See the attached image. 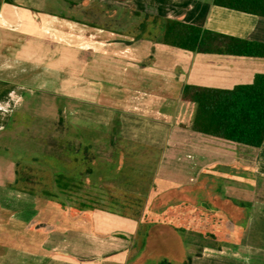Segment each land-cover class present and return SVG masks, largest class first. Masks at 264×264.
<instances>
[{"label":"crops","instance_id":"crops-1","mask_svg":"<svg viewBox=\"0 0 264 264\" xmlns=\"http://www.w3.org/2000/svg\"><path fill=\"white\" fill-rule=\"evenodd\" d=\"M105 3L111 4L115 13H107ZM122 3L125 2L0 0V159H5L10 150L7 138H14L24 129V122L15 119L16 113L30 110L33 104L38 108L42 100H50L52 105L45 109H54L55 105L65 113L70 109V115L98 124L106 131L118 120L117 137L163 151L161 177L171 175L179 188L198 187L195 184L203 174L209 175L213 167L219 171L217 164L223 165L217 161L210 163V159L214 161L218 157L224 164L229 160L227 156L232 162L238 159L237 152L228 149L231 145L219 143L216 138H204L189 128L193 108L186 105L191 109L186 120L181 113L187 104L182 100L185 87L233 89L251 84L258 74H264V69L253 72L246 66L252 63L264 68V58L201 55L166 45L163 42L166 21H179L231 38L264 44V17L217 6L215 0H126L127 22L120 17L117 22L122 23L117 27L102 25L104 13L112 19L120 15L119 6L114 4ZM137 18L144 20L137 27L140 33L136 32ZM159 25V33L153 34ZM72 107L79 112L73 114ZM177 119L181 120L177 122ZM237 148L243 150L238 151L240 163L255 170V180L259 175L264 176V146L253 150ZM241 176L245 181L234 187L228 181L222 183L223 188L220 185L209 191L207 187L208 199L203 201L210 209L219 210L218 213L207 210L209 214L206 215L212 223L220 221V217L230 218L226 224L232 223L228 225L232 234L228 231L220 237L215 232L205 234L212 228L204 226L205 223L200 225L204 215L196 211L189 214L188 228L175 225L174 237L165 232L166 218L164 228L158 227L162 230L145 229L149 224L147 211L138 213L136 218L126 217L123 211L114 209L109 210L111 213L103 212L108 203L102 201L105 197L100 192L109 188L102 183L98 187L86 181L82 190H95L102 205L99 202L94 206L92 202L84 204L85 210L81 213L84 216L87 211L85 219L80 218L79 229L70 230L73 246L68 247V236L62 241L50 239L46 242L47 253L55 254L62 249L64 252L67 248L72 258H51L44 262L53 255L45 254L43 258L34 259L33 255L4 262L6 254L1 249L0 264H39L41 260L42 264H113L121 254L128 264H163L166 261L161 258L162 238L170 240L176 236L177 245L182 246L183 254L188 251V256L185 254L174 264H264V233H260L264 224V202L257 197L250 216L246 198L242 201L246 204L233 202V196L236 198L237 193L242 195L247 190L245 173ZM14 181L15 176L0 167V209L2 192L13 203L26 200L32 212L27 214L30 216L27 223L39 228L40 213L34 209H39V196L13 188L9 190L8 185ZM27 182L33 183L32 178ZM110 189L113 191L110 203L114 206L118 196L114 193L115 187ZM216 201L234 206L235 216L239 215L240 221L243 216L245 226L236 224L232 209L230 212L225 207L214 208ZM146 202L154 204V200ZM129 204L146 203L137 199L126 202ZM184 216L187 215H182L181 211L172 219L181 224ZM1 220L0 212V230ZM204 236L215 241L224 237V240L218 241L220 244L215 241L203 244L201 238ZM171 252L172 257L178 259L174 247Z\"/></svg>","mask_w":264,"mask_h":264},{"label":"rangeland","instance_id":"rangeland-1","mask_svg":"<svg viewBox=\"0 0 264 264\" xmlns=\"http://www.w3.org/2000/svg\"><path fill=\"white\" fill-rule=\"evenodd\" d=\"M120 1L125 3L114 4L119 6L120 15L112 19L108 18L107 14L104 13L102 25L117 27V25H121L122 23L121 21L117 22V19L120 17L121 20L124 19V22H127L125 15L127 14L128 6L126 0ZM105 5L104 8H106L105 11L107 13L110 15L115 13L116 10L109 6L111 4L105 3ZM143 21V19L139 20L137 18V33H140L137 27ZM153 31H155L153 34L157 35L160 31V25L156 26ZM246 67L253 72L264 69L262 66L252 63ZM50 105H52L50 100H42L38 108L33 104L30 106V110L32 111L23 110L16 113L15 119L20 120L21 123L24 122V129L18 134L16 133L17 137L7 138L10 150L7 152L5 159H0L1 169L15 176V181L12 182V185H8L9 190L13 188L18 192H31L32 194L30 195H38L40 198L39 209L38 207H34V209H37L38 214L40 213V227L37 228V226L33 227L32 224L29 225L27 223L30 217L27 214L32 213L29 210V202L24 200L13 203L10 197H6L2 192L0 250L2 249L3 253L6 254L4 262L16 259V257L31 258V256L35 255L34 259H37L38 256L43 258L45 254H53L51 251L47 253L46 249V242L50 239H60L62 241V238L68 236V240L70 241V246L68 247L73 246L71 245L72 232L70 230L79 229L78 225H81L80 218L81 220L85 219L84 216L87 215V211L84 216L81 213L82 210H85L84 204L92 202L91 205L94 206L95 203L99 202L96 198L95 190L83 191L82 187H85L86 181L94 182L98 187L102 183L109 188L100 192L105 197V200L102 201L108 203L106 208L101 209L103 212L107 210V213H111L109 210L114 209L116 211H123L126 217L133 218L135 216L136 218L138 213H146L147 211L146 217L149 224L146 225L145 229L152 227L153 229H157V231L162 230H158V227L164 228L166 218L168 219V223L165 232L172 237L175 234V225H181V227L185 228L190 226L188 225L189 220H191L189 214H192L193 211H196L199 215H204L201 216L200 225L205 223L204 226L209 225L212 228L210 232H208L209 229L206 230L205 234L215 232L219 237L226 231L232 234L228 227L230 224H226V221L230 220V218L223 219V217H220V221L212 223L206 214H209V210L214 213H218L219 210L210 209L206 203L203 204V201L208 199L207 187L209 191L215 190L220 185L223 188L222 183L224 181L230 182V185L234 187L236 183L245 181L241 173H245L247 178L248 192L244 189V194L240 195V193H237L236 198L232 197L233 202L236 204H246V202L242 203L246 198L249 201L247 209L249 216L253 212L252 210H254L253 204L257 200V197L264 202V176L259 175L255 180V170L253 172L251 167L249 168L241 164L238 157V151L243 150H238L237 147L248 150H253V148L216 140L219 143L231 145L232 148L228 149L233 153L237 152L235 156L238 160H233L232 162L230 156H227L229 164L232 163L228 166V161L224 164L218 157L213 159L214 161L210 159V163L217 161L226 166L217 164L220 167L219 171L214 167L211 168L208 171L210 174H203L200 181L195 184L198 187L185 186L179 188L175 179L170 177L171 175H163L161 177L162 173L160 170L164 158L163 151L147 148L140 143L130 141L131 139L125 141L123 138L117 137L113 132L119 126L114 123L106 131V128L98 124L70 115L68 113L70 109H66L67 113H65L62 109L58 108V105H55L54 109L51 110L44 108H49ZM186 105L191 106L193 111L196 108L190 104L183 106L181 113L185 120L188 119L191 112V109ZM71 112L75 114L79 110H75L72 107ZM179 120L177 119V122ZM189 126L191 127V123ZM203 137L213 140V138ZM16 178L18 182H16ZM28 178H32L33 183L29 184L27 182ZM81 184L83 185L81 186ZM239 186L243 185L240 184ZM112 187L116 188L114 193L118 196L114 206L110 203L113 202L111 199L113 191L110 189ZM8 195H10L9 191ZM241 198L242 200L240 201ZM137 199L142 202L144 201L146 204L126 205V202H134ZM146 200L149 202L154 200V204L147 203ZM99 203L101 204V202ZM34 204H36L35 200ZM214 204V208L221 207L223 209L225 207L226 211L232 209V218L235 216L234 206H224L220 201H216ZM181 211L182 215L184 213L187 216H184V223L177 224L172 218L176 216V213H181ZM12 214L15 215V218L12 217ZM235 217L237 218L236 224L238 226H245L244 224L246 223H243V216L241 217V221L239 215ZM48 220L50 221L47 222ZM261 229L263 230L260 233H264V224ZM176 237L170 240L168 237L167 239L162 238L164 249L161 258L166 262L169 260L173 264L179 262L185 254L188 256V251H185V254H183L182 246L177 245L178 240ZM222 240H224V237H221L220 240L218 239V241ZM212 241L215 240L211 237L204 236L201 238V243L203 242V244L212 243ZM218 241L215 242L219 243ZM173 247L178 259L173 258L171 255ZM64 252L62 249L47 257L44 262L51 258H72L67 253V248L64 249ZM117 257H119V260L113 264H128L124 254L117 255ZM42 263L43 260L39 264Z\"/></svg>","mask_w":264,"mask_h":264},{"label":"trees","instance_id":"trees-1","mask_svg":"<svg viewBox=\"0 0 264 264\" xmlns=\"http://www.w3.org/2000/svg\"><path fill=\"white\" fill-rule=\"evenodd\" d=\"M215 4L264 17V0H215ZM163 42L201 55L264 58L263 43L231 38L174 20L166 21ZM182 100L196 107L192 131L253 149L264 146V74H258L251 84L233 89L187 85ZM115 125H120L118 120ZM119 130L120 126L113 134L118 135Z\"/></svg>","mask_w":264,"mask_h":264}]
</instances>
